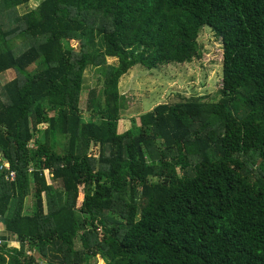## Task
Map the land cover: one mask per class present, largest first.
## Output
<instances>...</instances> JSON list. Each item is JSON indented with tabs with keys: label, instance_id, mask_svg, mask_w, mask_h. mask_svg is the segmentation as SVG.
<instances>
[{
	"label": "trees",
	"instance_id": "trees-1",
	"mask_svg": "<svg viewBox=\"0 0 264 264\" xmlns=\"http://www.w3.org/2000/svg\"><path fill=\"white\" fill-rule=\"evenodd\" d=\"M0 6V75L17 73L0 85V264H264V0ZM203 28L219 98L125 117L119 79L192 62Z\"/></svg>",
	"mask_w": 264,
	"mask_h": 264
},
{
	"label": "rangeland",
	"instance_id": "rangeland-1",
	"mask_svg": "<svg viewBox=\"0 0 264 264\" xmlns=\"http://www.w3.org/2000/svg\"><path fill=\"white\" fill-rule=\"evenodd\" d=\"M38 2H29V8H36ZM28 8L19 9L22 14ZM0 13L2 9L0 6ZM197 44L199 57L187 64H171L160 67L158 70H147L141 66H135L119 79L118 90L125 97L128 109L123 111L125 117L147 113L159 104L177 102L181 98L206 97L209 100H217L219 91L222 90L223 79V50L222 42L213 36L208 28L201 29ZM20 49H25L27 44L17 41ZM72 46L78 47V43L72 42ZM117 60L109 58L107 64H116ZM17 77L14 71H6L0 75V85ZM98 69L89 67L84 74V87L82 92L81 110L88 114L91 92L100 93L102 82ZM101 80V79H100ZM92 96V95H91ZM217 98V99H216ZM96 153L97 148L92 147L91 152ZM49 183V176L46 175ZM60 184H54L59 187ZM26 203L30 205L28 198ZM91 264H105L100 258Z\"/></svg>",
	"mask_w": 264,
	"mask_h": 264
},
{
	"label": "built area",
	"instance_id": "built-area-1",
	"mask_svg": "<svg viewBox=\"0 0 264 264\" xmlns=\"http://www.w3.org/2000/svg\"><path fill=\"white\" fill-rule=\"evenodd\" d=\"M1 168H3V166H0V169H1ZM11 177H12V175H11Z\"/></svg>",
	"mask_w": 264,
	"mask_h": 264
}]
</instances>
